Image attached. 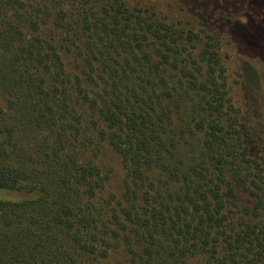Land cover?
<instances>
[{
  "label": "trees",
  "instance_id": "16d2710c",
  "mask_svg": "<svg viewBox=\"0 0 264 264\" xmlns=\"http://www.w3.org/2000/svg\"><path fill=\"white\" fill-rule=\"evenodd\" d=\"M238 64L264 0H0V264H264Z\"/></svg>",
  "mask_w": 264,
  "mask_h": 264
},
{
  "label": "rangeland",
  "instance_id": "374dc122",
  "mask_svg": "<svg viewBox=\"0 0 264 264\" xmlns=\"http://www.w3.org/2000/svg\"><path fill=\"white\" fill-rule=\"evenodd\" d=\"M240 53H238L236 57L238 59H243V61L247 59L246 60L247 67L255 68L254 65L257 63L258 58H249L248 56H245L244 54H240ZM237 63H236V69H237ZM238 66H239L237 70L238 74H235V75L237 76L240 75L241 77L246 78V75H245L246 68H242L240 64H238ZM241 84H242V88L238 86L237 82H234V84H232L233 85V96H235L237 106H241V108L242 107L246 108V105H248V101L251 99L253 101L255 109L251 111L252 112L251 116L248 117V119L246 120L248 124L250 122H255L261 125L260 127L262 126L264 127V83L261 84V87H260L259 84H254L252 82L249 83V81L246 78V79H243ZM110 164L113 167L112 180H111L112 182L110 184V188L113 189L120 183L123 177V169L120 163L117 161H113V162L111 161Z\"/></svg>",
  "mask_w": 264,
  "mask_h": 264
}]
</instances>
